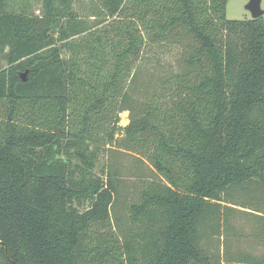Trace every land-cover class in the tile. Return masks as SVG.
I'll use <instances>...</instances> for the list:
<instances>
[{
	"label": "trees",
	"instance_id": "1",
	"mask_svg": "<svg viewBox=\"0 0 264 264\" xmlns=\"http://www.w3.org/2000/svg\"><path fill=\"white\" fill-rule=\"evenodd\" d=\"M39 2L0 0V264H233L236 221L264 215V18ZM116 151L139 161L133 188L117 163L97 172Z\"/></svg>",
	"mask_w": 264,
	"mask_h": 264
},
{
	"label": "rangeland",
	"instance_id": "2",
	"mask_svg": "<svg viewBox=\"0 0 264 264\" xmlns=\"http://www.w3.org/2000/svg\"><path fill=\"white\" fill-rule=\"evenodd\" d=\"M91 0H84L79 15H82L85 17L86 13H89L91 11ZM248 4V0H227V18L229 20H236V21H245V20H251L252 16L251 13L246 9V6ZM262 10H264V0H262L261 4ZM41 9V4L39 0H7V11H18V12H26V13H35L39 14ZM82 18V17H81ZM264 18V16H263ZM84 19V18H82ZM159 52L160 54V61L159 63L161 67H164L162 71H166L167 69L170 68L172 65L171 63L174 62L175 57H176V52ZM10 53V48L5 47L2 49L0 47V67L1 68H7L8 67V54ZM25 73V72H22ZM0 113H2V109H0ZM1 116V115H0ZM129 125V113L124 112L121 114V122L120 126L122 128L126 127ZM123 137V135H122ZM111 154V153H110ZM108 155V158L106 159V156ZM114 159H112L111 155L109 154H104L102 155V159L100 160L97 168V172H100L104 164L107 167L109 165L120 166L123 167L122 171H124V176L125 179L127 180L126 182V187L129 188L131 187V182L132 179H130L131 175L134 174L135 169L133 168L135 165H138V159L135 157V154L131 153H123V152H118L113 153ZM143 170H146V166H141ZM133 188V187H131ZM127 193H130L129 190H126Z\"/></svg>",
	"mask_w": 264,
	"mask_h": 264
},
{
	"label": "crops",
	"instance_id": "3",
	"mask_svg": "<svg viewBox=\"0 0 264 264\" xmlns=\"http://www.w3.org/2000/svg\"><path fill=\"white\" fill-rule=\"evenodd\" d=\"M251 214L254 215H244L236 221L239 224L238 232L232 235L230 250L233 264H253L264 259V222L255 217L264 215L256 212Z\"/></svg>",
	"mask_w": 264,
	"mask_h": 264
},
{
	"label": "water",
	"instance_id": "4",
	"mask_svg": "<svg viewBox=\"0 0 264 264\" xmlns=\"http://www.w3.org/2000/svg\"><path fill=\"white\" fill-rule=\"evenodd\" d=\"M262 0H248L246 9L251 13L252 19L256 20L264 16V10L261 7ZM22 80L26 82L27 72L23 73Z\"/></svg>",
	"mask_w": 264,
	"mask_h": 264
}]
</instances>
